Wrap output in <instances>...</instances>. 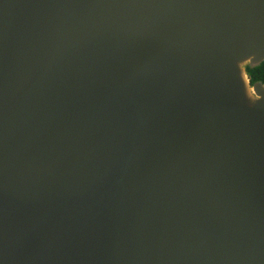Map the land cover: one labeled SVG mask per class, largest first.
Instances as JSON below:
<instances>
[{
	"label": "water",
	"instance_id": "water-1",
	"mask_svg": "<svg viewBox=\"0 0 264 264\" xmlns=\"http://www.w3.org/2000/svg\"><path fill=\"white\" fill-rule=\"evenodd\" d=\"M264 0H0V264H264Z\"/></svg>",
	"mask_w": 264,
	"mask_h": 264
},
{
	"label": "trees",
	"instance_id": "trees-1",
	"mask_svg": "<svg viewBox=\"0 0 264 264\" xmlns=\"http://www.w3.org/2000/svg\"><path fill=\"white\" fill-rule=\"evenodd\" d=\"M247 72L252 85H255L259 82L264 84V62L254 68L248 67Z\"/></svg>",
	"mask_w": 264,
	"mask_h": 264
}]
</instances>
